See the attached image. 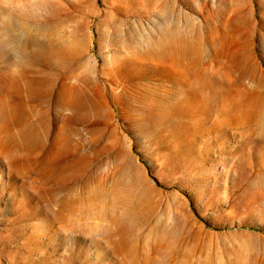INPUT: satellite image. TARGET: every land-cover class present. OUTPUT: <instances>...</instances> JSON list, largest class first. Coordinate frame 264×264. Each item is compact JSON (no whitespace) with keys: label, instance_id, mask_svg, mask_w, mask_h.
Masks as SVG:
<instances>
[{"label":"rangeland","instance_id":"1","mask_svg":"<svg viewBox=\"0 0 264 264\" xmlns=\"http://www.w3.org/2000/svg\"><path fill=\"white\" fill-rule=\"evenodd\" d=\"M258 66L264 0H0V264H264Z\"/></svg>","mask_w":264,"mask_h":264},{"label":"bare ground","instance_id":"2","mask_svg":"<svg viewBox=\"0 0 264 264\" xmlns=\"http://www.w3.org/2000/svg\"><path fill=\"white\" fill-rule=\"evenodd\" d=\"M240 27H238V29H239ZM243 35V34H242ZM242 35H241V37H242ZM219 37V36H218ZM239 37H240V35H239ZM238 37V38H239ZM234 38V37H233ZM238 38H236L235 37V40L236 39H238ZM224 39H225V37H224ZM229 39H230V37H229ZM240 39H242V38H240ZM222 41V40H221ZM226 41V40H225ZM242 41V40H241ZM240 41V42H241ZM218 42V41H217ZM227 43H228V41H226ZM231 42V41H230ZM229 42V43H230ZM225 43V42H224ZM226 43V44H227ZM218 44V43H217ZM214 45V44H213ZM223 45V44H222ZM226 46V45H225ZM213 47V46H212ZM217 48H220V46L219 47H217ZM221 49V48H220ZM219 49V50H220ZM228 49V48H227ZM241 50V49H240ZM249 51V50H248ZM215 53V52H214ZM216 57V56H215ZM249 57V56H248ZM247 58V57H246ZM245 58V59H246ZM244 58H242V59H240L239 61H238V65H236L237 66V68L238 69H240V70H243L244 69V67H245V65H246V61L248 60V58H247V60H245ZM250 61H253V60H250ZM255 64V63H254ZM258 64V63H257ZM257 64H256V66H257ZM259 68H260V66H258ZM247 68V67H246ZM260 70V73H261V68L259 69ZM245 71H246V69H245ZM252 71H254L253 70V68H252V70H251V72ZM259 72V71H258ZM255 73H257V69L255 70ZM263 73H264V71L261 73V75H263ZM243 75H245V72H244V74ZM251 75V74H250ZM258 75V74H257ZM260 75V74H259ZM259 77V76H258ZM261 77V76H260ZM259 77V78H260ZM264 77V76H263ZM253 78V77H252ZM255 79V78H254ZM257 79V78H256ZM256 79L254 80V81H256ZM261 79V78H260ZM40 81H42V80H40ZM49 81V80H48ZM214 82V81H213ZM262 81H260V87H261V85H262V83H261ZM235 83V82H234ZM259 83V82H258ZM264 83V82H263ZM37 85H39V86H42V87H44L47 91H48V89H47V87H50L51 88V91L53 90L52 89V87H53V85L51 84V83H36ZM257 85V84H256ZM216 86V85H215ZM259 86V85H258ZM263 86V85H262ZM257 87V86H256ZM264 87V86H263ZM215 88V87H214ZM64 89V88H63ZM218 90V89H217ZM226 90V89H225ZM225 90H223V91H225ZM50 91V92H51ZM221 91V90H220ZM49 92V93H50ZM63 92V91H62ZM219 92V91H218ZM65 94V95H64ZM71 94H67L66 92H64V93H62V97H63V99H64V102H65V104L67 105V106H70V105H72V106H74V103H75V105L77 106H81V103H79V102H77V101H75V98L73 97H71L70 96ZM72 100H73V102H72ZM235 103V102H234ZM233 104V103H232ZM235 105V104H234ZM229 109L227 108V107H224L223 109H222V111H223V113L225 114L227 111H228ZM32 131L31 130H28V129H24L23 131H22V133H21V137L25 140V141H29L30 139H31V136H32Z\"/></svg>","mask_w":264,"mask_h":264}]
</instances>
